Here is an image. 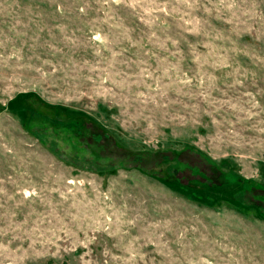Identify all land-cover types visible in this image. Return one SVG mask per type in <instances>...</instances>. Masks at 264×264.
Masks as SVG:
<instances>
[{
	"label": "rangeland",
	"instance_id": "1",
	"mask_svg": "<svg viewBox=\"0 0 264 264\" xmlns=\"http://www.w3.org/2000/svg\"><path fill=\"white\" fill-rule=\"evenodd\" d=\"M0 105V264H264V0H0Z\"/></svg>",
	"mask_w": 264,
	"mask_h": 264
},
{
	"label": "trees",
	"instance_id": "2",
	"mask_svg": "<svg viewBox=\"0 0 264 264\" xmlns=\"http://www.w3.org/2000/svg\"><path fill=\"white\" fill-rule=\"evenodd\" d=\"M25 96H29L31 97V99L36 102L37 105H41V103L45 104V105H50V104H46L40 97H38L35 93H27V92H24V93H20L19 95L11 98L10 100H8L6 102L7 106H6V109L12 114V113H15V112H20L22 110H24V107L23 106H16L15 104H17L18 102H21L23 101V97ZM54 108H57L58 107H61V106H58V105H50ZM26 108V106H25ZM61 109H65V108H61ZM0 110H2V106L0 105ZM58 115L55 116V120H58L57 119ZM58 124V123H56ZM59 125V124H58ZM24 127H26L25 125H23ZM225 163V162H224ZM154 175V174H153ZM237 176H234V179L236 178ZM237 181V180H236ZM239 183V181L237 182ZM232 198L234 199V201H236L237 203L239 204H246L242 201V195H241V191L240 190H237L235 191L234 193H232Z\"/></svg>",
	"mask_w": 264,
	"mask_h": 264
}]
</instances>
